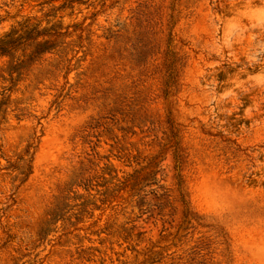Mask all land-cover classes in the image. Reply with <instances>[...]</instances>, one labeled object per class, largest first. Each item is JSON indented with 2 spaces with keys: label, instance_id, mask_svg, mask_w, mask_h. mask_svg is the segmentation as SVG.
I'll list each match as a JSON object with an SVG mask.
<instances>
[{
  "label": "rangeland",
  "instance_id": "rangeland-1",
  "mask_svg": "<svg viewBox=\"0 0 264 264\" xmlns=\"http://www.w3.org/2000/svg\"><path fill=\"white\" fill-rule=\"evenodd\" d=\"M0 264H264V0H0Z\"/></svg>",
  "mask_w": 264,
  "mask_h": 264
}]
</instances>
